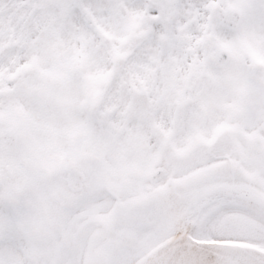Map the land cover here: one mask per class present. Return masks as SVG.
<instances>
[{
    "label": "snow or ice",
    "instance_id": "6c2138e0",
    "mask_svg": "<svg viewBox=\"0 0 264 264\" xmlns=\"http://www.w3.org/2000/svg\"><path fill=\"white\" fill-rule=\"evenodd\" d=\"M0 264H264V0H0Z\"/></svg>",
    "mask_w": 264,
    "mask_h": 264
}]
</instances>
